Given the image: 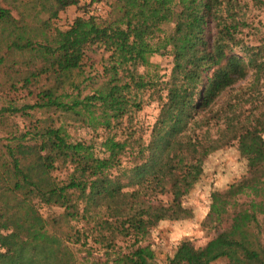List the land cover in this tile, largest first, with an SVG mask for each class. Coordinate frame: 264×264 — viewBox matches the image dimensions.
<instances>
[{
  "label": "trees",
  "instance_id": "trees-1",
  "mask_svg": "<svg viewBox=\"0 0 264 264\" xmlns=\"http://www.w3.org/2000/svg\"><path fill=\"white\" fill-rule=\"evenodd\" d=\"M70 7L82 16L56 27ZM103 7L0 0V127L19 120L3 129L0 158L30 208L63 210L8 264H154L152 231L192 217L184 199L231 147L245 172L209 194L214 236L179 241L166 264H264V0ZM155 57L169 59L161 75ZM74 126L90 138L75 139Z\"/></svg>",
  "mask_w": 264,
  "mask_h": 264
},
{
  "label": "rangeland",
  "instance_id": "rangeland-1",
  "mask_svg": "<svg viewBox=\"0 0 264 264\" xmlns=\"http://www.w3.org/2000/svg\"><path fill=\"white\" fill-rule=\"evenodd\" d=\"M79 16H82V11L70 7L61 12L53 23L56 27L65 29ZM93 61L97 62L98 56H95ZM152 62L158 64L160 75L169 65V59L165 57H155ZM97 69L100 67L97 66ZM89 83L85 84L83 94L90 91ZM4 103L0 95V108ZM155 113L154 104L146 105L138 114L137 120L146 127L153 121ZM14 121L19 122L18 119L10 118L6 125L0 127V138L4 135L3 129L9 130V124ZM69 130L75 139L90 138L88 131L78 126L69 127ZM244 164L235 147L217 151L207 159L202 179L184 199V205L193 212L192 217L181 221L161 222L152 231L149 243L155 253L154 264H166V257L172 254L174 247L183 239H189L195 247H201L214 236V230L204 223L209 194L215 188L225 187L240 177L245 172ZM23 193L24 186L0 158V263L4 261L8 264L13 260L20 242L40 228L43 219L48 221V227L51 228L56 224L53 221L63 212L62 209L47 206H40L38 211L34 210L24 202ZM60 225L61 230H65L64 224ZM213 264L226 263L218 261Z\"/></svg>",
  "mask_w": 264,
  "mask_h": 264
},
{
  "label": "built area",
  "instance_id": "built-area-1",
  "mask_svg": "<svg viewBox=\"0 0 264 264\" xmlns=\"http://www.w3.org/2000/svg\"><path fill=\"white\" fill-rule=\"evenodd\" d=\"M83 2H85V4H87L90 8V10H94L96 12H102L103 11V6H104V2L105 0H81Z\"/></svg>",
  "mask_w": 264,
  "mask_h": 264
}]
</instances>
